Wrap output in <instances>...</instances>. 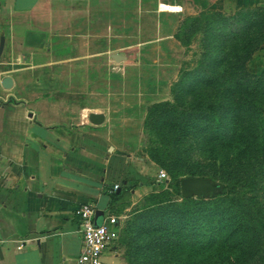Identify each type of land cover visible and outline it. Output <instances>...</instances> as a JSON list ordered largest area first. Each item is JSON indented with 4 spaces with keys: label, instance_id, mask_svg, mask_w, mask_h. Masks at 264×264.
Instances as JSON below:
<instances>
[{
    "label": "rangeland",
    "instance_id": "obj_1",
    "mask_svg": "<svg viewBox=\"0 0 264 264\" xmlns=\"http://www.w3.org/2000/svg\"><path fill=\"white\" fill-rule=\"evenodd\" d=\"M191 1L93 0L91 15L87 12L85 18L86 30L80 33L84 44L68 43L67 37L61 38L65 40V44H61L68 46L61 57L66 62L57 63L60 56L55 47L59 44L52 40L50 44L55 46L53 50L56 53L45 55V47L35 54V58L38 57L41 63L55 64L44 63L34 70L30 69V62L25 64L18 58L23 50L17 42L6 43L4 56L0 59V81L10 77L16 82L17 89L28 84L35 91H44V94L33 98L31 104H38L42 100L53 102L64 108L63 113L69 119L81 115L79 113L84 110L105 113L110 119L107 128L114 133L117 143L122 145V149L119 148L115 154L119 168L126 169L129 163L125 177L129 174L133 178L129 187L119 181L123 195L110 209L118 218L117 229L110 242L114 264H145V258L151 259L150 256L158 254V249L149 242L154 236L155 212L148 207L145 197L166 190L168 185L165 183L170 184V176L164 168L154 163H143L147 170L145 175L135 168L136 158L148 159L145 153L148 146L164 140L148 129V109L160 102H173L172 89L182 76L197 68L206 51H216L223 45V48L233 49L232 59L251 52V57L245 63L246 73L260 78L257 95L264 103V76L260 73L264 68V28L262 30L260 25L253 24L243 32L245 25L239 26L231 18L245 10L255 12L256 8L261 7H224V12H217L215 10L219 9L216 7L221 6L212 4L215 0ZM161 4L177 7L179 11L162 10ZM208 12L219 13L221 16L216 20H227L232 24L230 29L238 27V36L229 39L221 32H215L216 39L207 38V21L201 17ZM74 13L67 12L62 17L65 28L69 22L73 27L80 25L82 18ZM256 19L260 20L259 12ZM212 20L209 15L208 22ZM4 30V26L0 25V33L10 35ZM73 44L76 48L71 47ZM212 44L215 46L212 47ZM113 55L123 59L116 62ZM235 72L236 69L228 75L232 76ZM229 152L230 157H236L240 149L234 148ZM224 155L225 151H218L219 159ZM148 162L151 161L148 159ZM160 172L166 174L165 180L158 179ZM143 186L154 187L151 190ZM134 243L139 248L135 249ZM176 257L182 263L189 260V254L183 251ZM207 257L197 256L195 259ZM211 262L218 264L221 258L214 256Z\"/></svg>",
    "mask_w": 264,
    "mask_h": 264
},
{
    "label": "trees",
    "instance_id": "obj_2",
    "mask_svg": "<svg viewBox=\"0 0 264 264\" xmlns=\"http://www.w3.org/2000/svg\"><path fill=\"white\" fill-rule=\"evenodd\" d=\"M220 16L203 13L206 37L216 39L214 33L221 32L236 38L239 28L216 20ZM231 18L245 25L243 32L253 24L263 30L264 7ZM224 46L206 51L197 68L182 76L172 89L173 102L148 109V129L164 140L145 153L168 172L170 184L145 197L155 212L149 242L158 249L145 264H215L214 256L221 258L218 264H264V103L257 95L261 80L246 73L251 52L232 59L233 49ZM260 73L264 76V68ZM234 148L240 152L230 157ZM219 150L225 151L220 159ZM185 178L217 182L220 190L209 198L184 197ZM122 195L121 189L111 194L109 206ZM182 251L189 254L183 263L176 257Z\"/></svg>",
    "mask_w": 264,
    "mask_h": 264
},
{
    "label": "crops",
    "instance_id": "obj_3",
    "mask_svg": "<svg viewBox=\"0 0 264 264\" xmlns=\"http://www.w3.org/2000/svg\"><path fill=\"white\" fill-rule=\"evenodd\" d=\"M92 1L0 0V25L4 32H10L5 33V44L17 42L23 50L18 58L25 64L30 62L29 68L34 70L44 63H56H41L35 54L47 47L45 55L52 56L56 52L50 43L57 41V63L66 62L61 57L68 46L61 44H65L61 38L84 44L80 33L86 30ZM212 4L221 6L215 11L224 12L225 8L264 7V0H215ZM160 7L179 11L173 6ZM67 12L79 14L80 25L73 27L69 22L65 28L62 17ZM74 44L72 48H76ZM40 93L44 91H35L28 84L17 89L14 80L11 89H0V264H76L82 236L74 211L92 203L103 216L114 215L109 206L110 190L121 185L119 181L125 187L133 183L129 174L125 177L129 163L126 169L119 168L115 154L122 145L108 130L110 119L105 113L84 110L69 119L64 108L53 102L31 104ZM91 113L103 114L104 122L92 126L88 120ZM136 159L135 168L145 175L143 163L152 162ZM112 253L109 246L102 256L103 264H114Z\"/></svg>",
    "mask_w": 264,
    "mask_h": 264
},
{
    "label": "built area",
    "instance_id": "obj_4",
    "mask_svg": "<svg viewBox=\"0 0 264 264\" xmlns=\"http://www.w3.org/2000/svg\"><path fill=\"white\" fill-rule=\"evenodd\" d=\"M158 179L165 180L166 174L160 172ZM119 188L120 186L115 184L110 193H114ZM96 212L97 208L92 203L82 204L74 211V218L80 223L82 236V249L76 258V264H103V253L113 239L118 218L112 214H106L103 216L101 226L96 227L94 225Z\"/></svg>",
    "mask_w": 264,
    "mask_h": 264
},
{
    "label": "water",
    "instance_id": "obj_5",
    "mask_svg": "<svg viewBox=\"0 0 264 264\" xmlns=\"http://www.w3.org/2000/svg\"><path fill=\"white\" fill-rule=\"evenodd\" d=\"M5 48V35L0 33V58ZM112 58L119 62L123 57L119 55H113ZM2 89L9 90L13 86V80L10 77H5L0 81ZM89 123L92 126H100L104 122V115L98 113H91L88 115ZM113 148L109 149L112 152ZM220 190V186L217 183L211 182L208 179L202 178H185L181 180V193L184 197L189 196H202L209 198ZM103 212L97 211L94 218V225L100 227L102 224Z\"/></svg>",
    "mask_w": 264,
    "mask_h": 264
},
{
    "label": "flooded vegetation",
    "instance_id": "obj_6",
    "mask_svg": "<svg viewBox=\"0 0 264 264\" xmlns=\"http://www.w3.org/2000/svg\"><path fill=\"white\" fill-rule=\"evenodd\" d=\"M5 35V34H4ZM0 89H2L1 85H0Z\"/></svg>",
    "mask_w": 264,
    "mask_h": 264
}]
</instances>
